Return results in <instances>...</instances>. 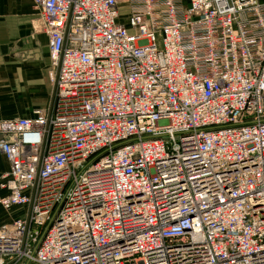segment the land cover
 Here are the masks:
<instances>
[{
	"label": "built area",
	"instance_id": "2783aa9c",
	"mask_svg": "<svg viewBox=\"0 0 264 264\" xmlns=\"http://www.w3.org/2000/svg\"><path fill=\"white\" fill-rule=\"evenodd\" d=\"M32 1L52 94L0 119V264H264V2Z\"/></svg>",
	"mask_w": 264,
	"mask_h": 264
},
{
	"label": "crops",
	"instance_id": "0c3cea01",
	"mask_svg": "<svg viewBox=\"0 0 264 264\" xmlns=\"http://www.w3.org/2000/svg\"><path fill=\"white\" fill-rule=\"evenodd\" d=\"M37 24L32 0H0V119L28 116L49 106L48 40ZM7 170L8 161L0 153V173ZM10 216L0 210V225Z\"/></svg>",
	"mask_w": 264,
	"mask_h": 264
},
{
	"label": "rangeland",
	"instance_id": "374dc122",
	"mask_svg": "<svg viewBox=\"0 0 264 264\" xmlns=\"http://www.w3.org/2000/svg\"><path fill=\"white\" fill-rule=\"evenodd\" d=\"M36 28H37V30L40 28L38 24H37Z\"/></svg>",
	"mask_w": 264,
	"mask_h": 264
}]
</instances>
